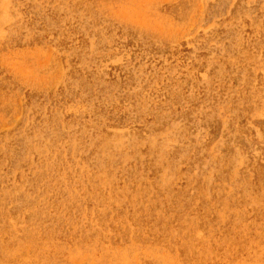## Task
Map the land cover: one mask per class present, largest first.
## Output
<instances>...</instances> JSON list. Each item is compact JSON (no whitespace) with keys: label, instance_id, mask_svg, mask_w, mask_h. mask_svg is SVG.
<instances>
[{"label":"rangeland","instance_id":"1","mask_svg":"<svg viewBox=\"0 0 264 264\" xmlns=\"http://www.w3.org/2000/svg\"><path fill=\"white\" fill-rule=\"evenodd\" d=\"M0 264H264V0H0Z\"/></svg>","mask_w":264,"mask_h":264}]
</instances>
